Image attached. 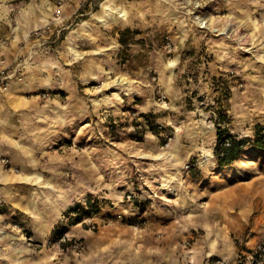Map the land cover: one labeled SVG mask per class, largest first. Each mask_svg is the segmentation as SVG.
Instances as JSON below:
<instances>
[{
  "label": "rangeland",
  "instance_id": "rangeland-1",
  "mask_svg": "<svg viewBox=\"0 0 264 264\" xmlns=\"http://www.w3.org/2000/svg\"><path fill=\"white\" fill-rule=\"evenodd\" d=\"M2 56L0 264H264V0H0Z\"/></svg>",
  "mask_w": 264,
  "mask_h": 264
},
{
  "label": "trees",
  "instance_id": "trees-1",
  "mask_svg": "<svg viewBox=\"0 0 264 264\" xmlns=\"http://www.w3.org/2000/svg\"><path fill=\"white\" fill-rule=\"evenodd\" d=\"M225 121V120H224ZM225 122H216V127L218 130L217 134V144L215 148V156L220 164V166L231 165L234 163L244 151V148L249 142V139L238 138L237 135L230 134L226 128H223ZM255 143L258 147L264 148V126H258L256 128V140ZM99 203V204H98ZM88 206L91 211L97 213L100 208L99 200H89ZM84 209L82 204L76 205L71 211L79 212V210ZM249 251V250H248ZM255 257H260L264 253L263 250L259 249L253 252Z\"/></svg>",
  "mask_w": 264,
  "mask_h": 264
},
{
  "label": "built area",
  "instance_id": "built-area-1",
  "mask_svg": "<svg viewBox=\"0 0 264 264\" xmlns=\"http://www.w3.org/2000/svg\"><path fill=\"white\" fill-rule=\"evenodd\" d=\"M58 17H60V13H56ZM40 36H42L40 30H35L30 35L25 36L27 41H37ZM27 37V38H26ZM33 37V38H32ZM0 59V88L4 90H8L10 85L15 82V80L23 81L25 76V68L27 60L20 61L19 58H16L11 63L2 56Z\"/></svg>",
  "mask_w": 264,
  "mask_h": 264
},
{
  "label": "bare ground",
  "instance_id": "bare-ground-1",
  "mask_svg": "<svg viewBox=\"0 0 264 264\" xmlns=\"http://www.w3.org/2000/svg\"><path fill=\"white\" fill-rule=\"evenodd\" d=\"M106 12L107 11H112V12H114V9L113 8H108V7H106ZM115 13V12H114ZM125 16H126V14H122V15H120L119 17H117V18H114V17H112V18H110L111 17V14L110 13H108V14H103V19H102V21H104L105 23L107 22L108 23V21L110 20V19H113V21L110 23V25H123L124 24V21L126 20L125 19ZM45 19V20H44ZM43 20L44 21H47V19L46 18H44ZM71 51H73V47L71 46ZM75 52V51H74ZM170 65L171 66H173V65H175V62H171L170 63ZM1 170V169H0ZM0 173H1V171H0Z\"/></svg>",
  "mask_w": 264,
  "mask_h": 264
},
{
  "label": "crops",
  "instance_id": "crops-1",
  "mask_svg": "<svg viewBox=\"0 0 264 264\" xmlns=\"http://www.w3.org/2000/svg\"><path fill=\"white\" fill-rule=\"evenodd\" d=\"M16 38H17V36H16Z\"/></svg>",
  "mask_w": 264,
  "mask_h": 264
}]
</instances>
